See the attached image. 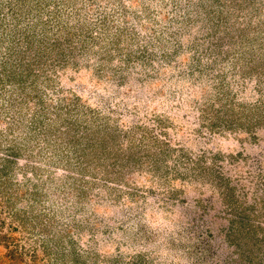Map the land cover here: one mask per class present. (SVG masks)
<instances>
[{
  "label": "rangeland",
  "instance_id": "obj_1",
  "mask_svg": "<svg viewBox=\"0 0 264 264\" xmlns=\"http://www.w3.org/2000/svg\"><path fill=\"white\" fill-rule=\"evenodd\" d=\"M0 264H264V0H0Z\"/></svg>",
  "mask_w": 264,
  "mask_h": 264
}]
</instances>
